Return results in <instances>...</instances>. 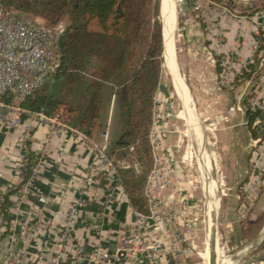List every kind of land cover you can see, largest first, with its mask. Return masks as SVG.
<instances>
[{
    "label": "crops",
    "instance_id": "1",
    "mask_svg": "<svg viewBox=\"0 0 264 264\" xmlns=\"http://www.w3.org/2000/svg\"><path fill=\"white\" fill-rule=\"evenodd\" d=\"M247 4H250L249 1L242 0V5ZM159 14L164 31L161 8ZM184 14L182 37L188 45L184 48L186 54L180 60V65L175 46L176 70L190 96L192 110L195 106L194 99L208 111L217 113L220 124L226 125L231 119V105L238 103L240 99L243 102L242 94L250 88V84H254L246 82L241 89L230 87L229 92L222 90L215 67L213 44L218 34L222 38L221 55L227 56L230 48L236 45L235 61L238 64L251 61L255 52L256 35L260 30L256 23L260 19L255 12L249 16L241 13L234 17L206 4L201 5L199 12H195L192 7L190 11H184ZM259 57L263 60L264 54L261 53ZM167 71L171 76L170 71ZM170 78L173 92L185 111V103L174 86L172 76ZM187 81L191 87L187 86ZM255 85L256 98L264 100V70ZM192 90L195 96L192 95ZM20 118L21 123L16 128L4 131L0 126V195L5 196L11 187H19L24 150L32 153L34 159L41 157L36 167L37 180L33 187L20 203H17V192L9 194V206L6 210L8 220L14 219L27 224L32 231L29 237L20 238L13 234L9 225L0 227V264L10 248L15 252L25 251L29 264H49L47 256L56 252L60 253L63 264H103L96 262L97 251L114 253L119 237L134 224L133 208L124 189L115 190L119 202L114 198H106L107 181L99 168L90 171V167L97 163L95 153L80 137L65 127L51 128L50 124L40 119L34 120L24 114ZM186 119L183 117L187 122ZM244 121L246 126V120ZM193 123L194 121L190 124L187 122L190 127L188 132L195 130ZM194 138L193 136L192 142ZM249 141L254 145H247L245 151L248 153L247 149L252 146V153L259 156V163L264 168V142L255 143L256 140L252 139L250 133ZM192 158L197 159L194 152ZM40 197L45 199L44 203L39 202ZM72 209L75 210L74 213H71ZM66 226H69V237L58 249L56 244ZM181 236L184 237L182 234ZM163 240L166 244L170 243V239L166 237ZM115 264L145 263L141 259H124ZM159 264H174L172 249L167 245L159 254Z\"/></svg>",
    "mask_w": 264,
    "mask_h": 264
},
{
    "label": "trees",
    "instance_id": "2",
    "mask_svg": "<svg viewBox=\"0 0 264 264\" xmlns=\"http://www.w3.org/2000/svg\"><path fill=\"white\" fill-rule=\"evenodd\" d=\"M129 1L0 0V5L40 16L54 26L65 16L71 17L68 27L58 33L59 51L54 72L45 86L34 91L19 104L20 107L49 117L61 119L62 116V122L90 139L109 127L110 144L106 154L126 150L146 164L152 97L163 62L161 24L156 19L152 26L145 28L147 19L144 18H133L139 25L132 24L133 19L128 14ZM255 13L264 22V0ZM256 39L259 44L252 60L243 69L237 67L231 84L234 88L246 82L254 84L242 104L246 109V128L252 139H259L261 144L264 129L260 130L256 125L261 112L247 108L248 99L256 97L255 83L264 70V59L259 57L264 53L262 30ZM213 56L216 72L221 75V54ZM91 67L93 71L90 72ZM2 98L6 102L12 101L11 94ZM33 163L34 156L28 153L22 184L30 177ZM120 174L131 207L136 212L146 213L136 176L124 166L120 168ZM14 192L11 190L4 196L1 207L7 223L8 196Z\"/></svg>",
    "mask_w": 264,
    "mask_h": 264
},
{
    "label": "rangeland",
    "instance_id": "3",
    "mask_svg": "<svg viewBox=\"0 0 264 264\" xmlns=\"http://www.w3.org/2000/svg\"><path fill=\"white\" fill-rule=\"evenodd\" d=\"M204 1L177 0V16L175 13L174 28L177 25L175 46L179 65L180 60L184 58V48L188 45L186 39L182 37V27L185 19L184 11H190L193 7L195 12H199V10H195L196 5L201 6L202 4H206L207 6L216 8L219 6L230 9L236 8L240 11L244 9L241 7H246L253 10L254 13L260 8L261 4V0H243L249 1L250 4L246 6L242 5V0ZM161 6L162 0H130L128 14L131 19H147L145 26L147 28L148 26H152L156 19L161 24L159 14ZM21 14L26 17L40 18L47 25L56 28L58 33L66 29L71 23L69 15L65 16L59 25L54 26L49 21L32 13L22 12ZM134 19L132 20V24L137 25L138 23ZM227 57H229V60H227ZM232 59H235V56L228 54L222 57L221 55V66L223 68L221 73L237 68V65H231L230 61L236 62ZM259 64L261 67V62ZM89 70L90 72L93 71L92 67ZM182 74L181 76H183ZM223 78L221 79L219 75L220 86L222 90L229 92L231 90L230 87H232L231 82L233 77L230 76L226 85L224 82L225 78L228 77L224 76ZM184 82L186 83L185 79ZM187 83V86H190L189 81ZM241 86L239 85L236 88L241 89ZM191 92L195 96L194 91L192 90ZM248 94L249 88L244 91L241 98H246ZM188 97L190 99L189 95ZM193 102L195 106L192 111L195 117L194 123L196 122V129L194 131L198 129L202 131V139L205 144V149L203 150L206 156L211 157L208 161V166L210 177L215 186L214 197L213 195L211 197L213 206L215 207H212L215 222L213 225L218 237L220 256L226 262L231 260L227 264H264V236L255 243L264 229V172L262 171L261 162L259 163V156L254 154L255 152L252 153V150L248 153L245 151L247 145H254L253 142L249 141V133H247L244 121L245 112L235 113L234 116H230L231 119L228 120L226 125H222L216 116L217 113L208 111L207 108L201 103H197L194 99ZM242 103L240 99L238 103L231 106L235 107L242 105ZM157 109L159 110L157 111L158 113L156 112ZM156 114L160 115L159 123H154ZM183 117L187 118L181 103L173 92L172 80L163 68L162 62L158 85L152 97L151 119L146 137L148 147L146 164H142L137 157L126 150H115L108 157L113 160L116 166L121 184L123 182L120 174L121 167H126V169H129L136 176V184L140 188V194L142 193V197L146 203L144 189L150 172L153 169V153L155 152L151 147L149 134L154 125L159 124L167 128L169 132L163 139V146L169 156V163L174 167V176L179 177L181 181L179 185H176L177 180L170 181L165 188L164 194L173 195L177 201L187 202L188 205L193 206L189 228L180 219L176 221L169 219L164 222L168 226V233L184 235L186 242L181 246L184 248L188 244V247L192 251L190 255L179 258V261L176 262L173 258L172 261L174 264H208L210 252L209 224L211 225L213 221L210 220V215L208 214L209 200L207 194L205 193L204 195L205 190L203 188L205 189V187L202 185V179L200 180L201 175L198 172L199 163L197 159L192 158L193 152L197 156V147L192 142L195 132H188L190 127L187 124L188 121L183 120ZM58 119L61 121L62 116L61 119ZM108 128L92 140L96 144L102 145V135L107 132V144L109 145L110 136ZM177 142L181 143V148L178 152H175ZM182 155L187 156V160L185 159L180 164L179 160ZM122 188L124 189L123 184ZM146 210L147 213V203ZM177 210L178 205L174 202L165 209V213L172 215Z\"/></svg>",
    "mask_w": 264,
    "mask_h": 264
},
{
    "label": "built area",
    "instance_id": "4",
    "mask_svg": "<svg viewBox=\"0 0 264 264\" xmlns=\"http://www.w3.org/2000/svg\"><path fill=\"white\" fill-rule=\"evenodd\" d=\"M203 1L204 0H198ZM201 6L196 5L195 10H199ZM220 12L230 16H238L244 13L246 16L253 14V10L246 8L238 10L230 9L224 6L218 7ZM260 19V18H259ZM258 21V20H257ZM256 25L264 32V22L258 21ZM259 30V31H260ZM259 31L256 36L259 35ZM258 41L255 40L254 51L258 47ZM236 45L230 48L229 55L236 58ZM222 48V38L217 34L216 41L213 44V53L220 55ZM59 51L58 32L56 28L44 23L40 18L26 17L13 9H7L0 5V126L4 131L16 128L21 123V115H27L30 118L50 124L51 128L61 126L65 127L69 132L84 140L95 153L96 165H92L90 171L99 168L108 185L107 199H117L115 190H122L119 180V174L112 159L106 154L108 146L107 132L102 135V145L96 144L92 139L61 122L57 117H49L42 113L31 112L20 107V103L25 101L34 91L45 86L49 76L54 72L57 66V54ZM229 60V57H227ZM236 60V59H232ZM228 62V61H226ZM234 65L233 61H230ZM237 63V62H236ZM248 63H237L238 69H243ZM237 69V68H236ZM236 69L232 71H223L221 79L225 78L224 84H227L230 76L234 78ZM12 95V101L6 102L3 96ZM247 108L250 111L261 112V116L256 120L259 129H264V100L255 98L248 99ZM244 105H237L229 109V116L234 113H244ZM159 111L158 109L156 112ZM158 113V112H157ZM160 115L156 114L154 123H159ZM169 131L167 128L154 125L149 134L153 153V169L147 179L144 189V197L147 203L148 212L146 214L133 210L134 224L131 229L121 235L117 241V249L114 253L98 250L95 254L96 262L103 264H115L118 261L129 259L137 261L141 259L145 264H159V254L167 245L172 249V258L177 262L179 258L191 254V248L180 247L181 243L186 239L176 233H168V226L164 224L169 219L181 220L187 228L191 224V211L193 206L187 202L177 201L173 195H166L165 188L170 181H176L179 185L181 179L174 176V167L169 163V156L163 146V139ZM259 139L255 141L258 143ZM181 148V143L175 145V152ZM28 152L24 150V158L22 162V174L27 166ZM41 157H36L31 166V175L23 184V175L20 179V187H11L17 195V203H20L26 193L33 187L37 180L36 167ZM187 160V156L182 155L179 160L180 164ZM169 163V164H168ZM264 169V168H263ZM177 177V178H176ZM4 201V195H0V227L9 225L10 230L16 237L26 238L30 236L32 228L27 224H22L14 219L7 222L4 221L1 203ZM40 203H44L43 197L39 198ZM177 203L178 210L174 214L165 213V209L172 203ZM75 210L72 209L71 213ZM69 237V226H66L60 233L59 243L56 244L58 249L61 248L64 241ZM170 239V243L166 244L163 238ZM190 246V245H189ZM46 261L49 264H63L59 252L47 256ZM1 264H29L25 251L15 252L8 249L6 256Z\"/></svg>",
    "mask_w": 264,
    "mask_h": 264
},
{
    "label": "bare ground",
    "instance_id": "5",
    "mask_svg": "<svg viewBox=\"0 0 264 264\" xmlns=\"http://www.w3.org/2000/svg\"><path fill=\"white\" fill-rule=\"evenodd\" d=\"M175 13H176V0H162V6H161V16L164 22V41L165 45L168 47L167 55H166V61H167V68L170 71V74L173 78L174 86L179 91L180 96L182 97L185 105V114L187 116V121L191 123L195 120L192 107L190 103V99L188 97V93L186 90V87L184 86L182 78L179 76L178 71L176 70V65L174 63V51L173 47H171L169 44L170 37L172 35V32L174 30V22H175ZM170 76V77H171ZM191 120V121H190ZM196 123V122H195ZM193 123V124H195ZM196 126V125H194ZM193 126V127H194ZM194 129V128H193ZM196 129V127H195ZM195 132V138L194 142L197 147V160L199 163V174L201 175L202 183L205 187V193L208 196V204H209V215L211 222L210 231L208 233L209 240H210V252H209V261L208 264H227L225 259H222L220 256V251L218 249V237L216 234V231L214 229V213L213 208L214 207L212 203V195L214 197V183L210 177V169L208 166V161L211 157L206 156L203 149H205V144L202 139V131L196 130ZM192 132V133H193ZM198 132V133H197ZM200 135V136H199ZM195 149V148H194ZM216 190V188H215ZM215 208V207H214ZM209 222V221H208ZM216 225V224H215ZM216 228V227H215Z\"/></svg>",
    "mask_w": 264,
    "mask_h": 264
},
{
    "label": "water",
    "instance_id": "6",
    "mask_svg": "<svg viewBox=\"0 0 264 264\" xmlns=\"http://www.w3.org/2000/svg\"><path fill=\"white\" fill-rule=\"evenodd\" d=\"M176 29H177V25L174 28L172 35L170 37L169 40V44L171 47H173V51H174V63L176 64V58H175V41H176ZM161 38H162V59H163V68L165 69V71L168 73V69H167V61H166V55H167V51H168V47L165 45V41H164V31H163V26L161 25ZM253 149V147H249L247 149L248 152H250ZM264 236V229L261 231L258 239L255 241L258 242L262 237ZM240 258V257H239ZM238 258V259H239Z\"/></svg>",
    "mask_w": 264,
    "mask_h": 264
}]
</instances>
